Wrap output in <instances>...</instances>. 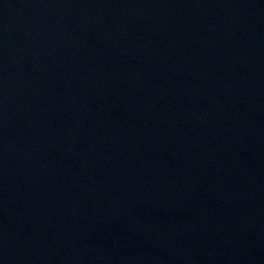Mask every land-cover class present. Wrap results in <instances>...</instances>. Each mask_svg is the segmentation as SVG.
Listing matches in <instances>:
<instances>
[{
	"label": "water",
	"instance_id": "water-1",
	"mask_svg": "<svg viewBox=\"0 0 264 264\" xmlns=\"http://www.w3.org/2000/svg\"><path fill=\"white\" fill-rule=\"evenodd\" d=\"M0 264H264V0H0Z\"/></svg>",
	"mask_w": 264,
	"mask_h": 264
}]
</instances>
